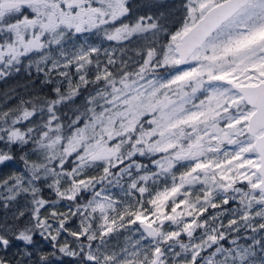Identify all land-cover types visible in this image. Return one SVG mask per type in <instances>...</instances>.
Listing matches in <instances>:
<instances>
[{
	"label": "snow or ice",
	"instance_id": "6c2138e0",
	"mask_svg": "<svg viewBox=\"0 0 264 264\" xmlns=\"http://www.w3.org/2000/svg\"><path fill=\"white\" fill-rule=\"evenodd\" d=\"M0 264H264V0H0Z\"/></svg>",
	"mask_w": 264,
	"mask_h": 264
},
{
	"label": "trees",
	"instance_id": "16d2710c",
	"mask_svg": "<svg viewBox=\"0 0 264 264\" xmlns=\"http://www.w3.org/2000/svg\"><path fill=\"white\" fill-rule=\"evenodd\" d=\"M14 86H16V83L14 81H9L8 84L0 85V90H4V89L14 87Z\"/></svg>",
	"mask_w": 264,
	"mask_h": 264
}]
</instances>
